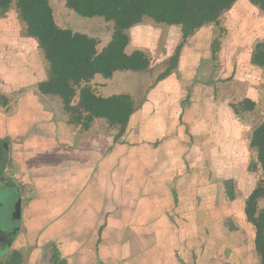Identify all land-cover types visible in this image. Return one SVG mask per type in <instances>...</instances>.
<instances>
[{
    "label": "rangeland",
    "instance_id": "obj_1",
    "mask_svg": "<svg viewBox=\"0 0 264 264\" xmlns=\"http://www.w3.org/2000/svg\"><path fill=\"white\" fill-rule=\"evenodd\" d=\"M48 2L58 26L96 38L97 49L109 41L110 22L78 16L61 0ZM134 26L137 27L127 31L132 37L129 47L146 48L149 66L143 71L121 73L109 83L95 79L90 82L97 95L127 92L134 101L135 111L125 134L114 141L116 131L101 119H94L87 130L68 123L60 99L40 90L39 83L49 82L48 66L36 40L25 34V25L18 18L14 4L0 14V261L20 244L26 245L25 251L31 248L33 238L29 229H24L22 214L26 204L35 199L37 189L33 180L23 175L30 176L34 170L37 177L43 176L47 173L50 152L54 156L63 154L58 149H45L47 142L40 144L37 135L45 141L61 138V142L72 147L64 154L74 164L89 158L81 147L85 142H88L86 147L97 144L103 157L112 161V172L106 176L104 169L103 176V189L111 183L114 195L108 202L118 209V215L111 216L102 232V243L107 246L104 250L112 258L109 264H142L148 251L156 258L152 264H160V255L167 249L165 243L175 240L179 243L178 252L172 248L171 253L177 255L181 264H258L254 227L247 222L243 208L245 198L261 180L255 152L249 147V135L264 119V69L251 64L250 55L255 44L264 39V11L249 0H236L216 24L201 27L207 30L205 36L199 28L193 33L197 39L191 36L184 41L178 26L157 24L150 19ZM175 52L177 62L168 74L174 81L159 86L158 76L174 62L171 58ZM191 68H195V75H191L194 74ZM201 85L204 86L201 95H209L213 108L219 110L212 115L218 118L222 113L223 119L215 120L218 127L213 128L217 133L213 140L197 144L192 151L187 145L196 140L188 129L183 131L190 127L191 120L177 117L192 113L194 93H200ZM246 99L253 106L245 110L240 103ZM76 101L77 96L73 103ZM41 112L49 114L60 132L38 122L45 119L36 114ZM226 112L231 117L230 126L223 123L227 121ZM162 114L173 116L174 121L168 124L170 129L178 128L182 132L179 138L185 143L184 164L178 171L165 168L160 172V167L148 166L154 160L149 149L152 151L157 142L151 133L152 117L161 118ZM150 173L155 179L172 178L165 181L166 186L175 185L182 194L176 216L179 226L173 231L161 225L165 220L163 212L156 210L144 216L140 210L135 211L144 205L156 208L159 200L163 206L164 199L154 197L151 203L143 199ZM157 184L151 183V195L158 190ZM206 195L212 197L208 202L204 199ZM17 201L19 215L13 217ZM220 205L228 210L222 212ZM263 206L264 197H261L257 207ZM200 207H214L215 212L205 214ZM130 211L131 215H126ZM170 212L165 215L172 217ZM127 217H136L138 221L128 223ZM115 220L120 224L116 225ZM111 221L114 224H108ZM47 251L51 253L52 249Z\"/></svg>",
    "mask_w": 264,
    "mask_h": 264
},
{
    "label": "trees",
    "instance_id": "obj_2",
    "mask_svg": "<svg viewBox=\"0 0 264 264\" xmlns=\"http://www.w3.org/2000/svg\"><path fill=\"white\" fill-rule=\"evenodd\" d=\"M61 1L78 16L99 17L110 22L109 41L97 49L96 38L58 26L48 0H0V14L14 4L18 18L25 25V34L36 40L48 66L49 82L47 85L39 83L40 90L60 99L68 123L87 130L94 119H101L116 131V141L125 134L130 116L135 111L134 101L127 92L105 97L97 95L90 82L96 74L109 79L116 71L139 72L149 66L150 60L144 51H126L128 29L144 19H150L157 24L178 26L184 41L202 26L216 24L220 15L230 9L236 0ZM249 2L264 11V0ZM171 60L174 62L158 76L159 79L175 67L177 52ZM250 62L264 69V39L255 44ZM75 96L77 101L73 103ZM240 105L246 110L253 106V102L246 99ZM249 147L255 152L261 180L245 198L243 211L247 222L254 227L253 244L258 264H264V206L257 207V200L264 197V119L250 132ZM51 259L53 264L60 263L54 251ZM22 262L21 251L12 249L0 264Z\"/></svg>",
    "mask_w": 264,
    "mask_h": 264
},
{
    "label": "crops",
    "instance_id": "obj_3",
    "mask_svg": "<svg viewBox=\"0 0 264 264\" xmlns=\"http://www.w3.org/2000/svg\"><path fill=\"white\" fill-rule=\"evenodd\" d=\"M135 27L137 26L129 28L130 32L131 29ZM170 27L177 26L171 25ZM176 29V33H178V28ZM206 31L207 30L203 28L201 32L202 35L205 36ZM128 36L129 42H132V37L129 34ZM191 36L193 39H197L193 34L187 38H190ZM134 49H139L144 52L146 51V48L144 47L130 48L129 44L126 47L127 52H130ZM178 64L180 66V63ZM179 66L177 69H180ZM197 68L199 67L197 66ZM192 71L194 74L190 72L191 75H195V68H193ZM125 72L128 73L129 71H116L109 79H104L100 75L96 74L94 75L93 79L102 83H109L114 79L115 76ZM168 74L164 78L159 79V86L166 85L168 81H174L172 75ZM203 87L204 86L201 85L202 90H199V88L196 87L200 91V93L196 91L197 95L194 93V89L193 93L195 96L193 97L194 104L192 113L190 115L186 114L187 116L179 115L177 117L179 119L189 118L191 120V122L188 123L190 127L183 128V131L184 129L185 131L188 129V131H190V135H193L192 137L196 140L195 143H188V145L186 144L188 147H192V151L194 149L193 147L197 146V144L200 145L206 141L210 142L211 139L213 140V137L217 134L213 131V128L217 125L215 120L223 119L222 113L221 117L218 118H215L212 115L215 113V111L219 110H217L216 107L213 108V104L209 99V95H204L205 97L201 95V92L204 89ZM36 114L40 118H45L43 119V123L40 119L38 120L40 124L51 126V128L57 129L58 132H60L55 123L51 121L48 113L41 112ZM226 114L227 121L225 119L223 123H226L228 126H230L232 122L231 117L229 112H226ZM172 117L167 116L166 114L165 116L162 114L161 118L157 116L152 117L154 127L151 133L153 134L154 139H157V142H155L153 145L154 147L152 151L149 146V151L153 152L152 155L150 153V157L151 159L153 157L154 160L152 163H149L151 159L148 160V166L153 168L155 166L158 168L160 167V172L166 170L165 168H168L169 170L175 169V171H178L177 168L182 167L184 164V155H182V153L185 148V143L183 142V139L179 138V135H182L180 134L182 133L180 129H170L168 124L174 121V117ZM163 119L164 122H166L165 127L162 125L164 123H162ZM228 126L225 128V130H227ZM218 130L220 131L221 129ZM235 132H238L237 128ZM185 133L188 134V132ZM237 134H240V132ZM36 137L37 140L40 141V144H46L47 142V146H51L49 148L45 146V149H49L51 151L58 149L59 151H62L63 154L59 153L57 156H54L53 152H50L51 154L48 156L49 158L47 161V173L43 176L37 177L34 170L30 176L23 175L24 177H29V179L33 180L32 182L35 183V187L37 189V195L35 199L30 200L26 204L27 206L24 208V212L22 214L24 229H29L28 231L31 232L29 233L33 239L31 248L28 251H25V244H20L15 248L20 250L22 253L23 262L21 264H53L51 259L53 251L56 253L58 261H60L59 264L111 263L112 258L109 257L106 249L104 250V247L107 246L102 243V232L105 228V224L107 225V221L110 220L111 216L118 215V209H116L115 206L113 208V203L109 204L108 202V199H110L113 195L111 183H108V188L103 189L104 169H106V176L110 174L113 168L111 163L112 161H110V159L107 157H103L101 149H97V144H94L92 147H86L85 145H87L88 142H85L86 144L84 143V146L81 145V147L86 151L89 158L85 161H80L77 164H74L70 161H67L69 158L66 154H64L65 150L69 152L72 147L66 146L68 144H65V142H61L63 141L61 138L57 136L50 141H45L43 140L44 137H38L37 135ZM78 140H81V138ZM148 144H150V142ZM26 147L28 146L26 145ZM194 160L195 159H190V161ZM162 169L164 170L162 171ZM154 170H157V168ZM149 172H151V170H149ZM148 176L149 177H147V180L145 181L148 185H146V189H144L143 199H148V203H151L154 197L164 199L163 206L160 200L158 202L159 205L156 208L148 207L144 205V202V207H138L136 208L138 210L135 211L140 210L144 216L152 215V212H155L156 210L158 213L160 211L163 212L165 220L161 225H164L165 230L169 232L173 231V229L179 226L176 216L180 210L179 208L181 203L179 199H182V194L175 185L170 187H167L168 185L166 186V182H170L172 178L168 179L170 181H166L167 179L165 177H160L159 179L151 178V173ZM152 182H158V190H155L153 195H151V192H149ZM163 183H165L164 186ZM64 185H66V187ZM194 193L197 195V191ZM209 198L212 199V197H207L206 195V198L204 197L205 202H208ZM104 199L106 200L105 203L103 202ZM184 206L185 205H183V208ZM220 207H222L221 209L224 213L228 210V208H226L224 205H220ZM190 209L192 210V208ZM200 209L205 214H214L215 212L214 207H200ZM169 211H171L170 214H172V217H167L165 215L167 213L169 214ZM129 214L131 215V211L126 213V215ZM134 218L136 219V217L126 219V222L136 223L138 220H135ZM114 223L119 225L120 221L115 220ZM114 223L111 221V223L109 222L108 224L111 225ZM165 244H167V252L165 251L164 255H160L159 263L181 264L177 255L171 253L172 248H174L176 251L175 253L178 252V250H176V247L179 244L178 241L175 240V242H166ZM47 249H52L51 253L47 251ZM129 257V253L126 254V259L128 258L129 260ZM152 257L153 256L150 255L149 251L146 252L142 264H152V262H156V258ZM131 258L133 259L134 257L131 256Z\"/></svg>",
    "mask_w": 264,
    "mask_h": 264
},
{
    "label": "water",
    "instance_id": "obj_4",
    "mask_svg": "<svg viewBox=\"0 0 264 264\" xmlns=\"http://www.w3.org/2000/svg\"><path fill=\"white\" fill-rule=\"evenodd\" d=\"M19 215V201L16 202L13 212V217H18Z\"/></svg>",
    "mask_w": 264,
    "mask_h": 264
}]
</instances>
